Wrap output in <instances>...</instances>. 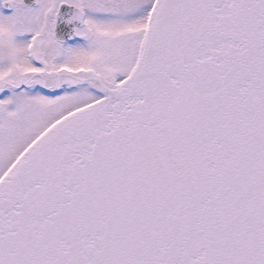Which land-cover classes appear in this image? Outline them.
I'll return each instance as SVG.
<instances>
[{
  "label": "water",
  "instance_id": "95a60500",
  "mask_svg": "<svg viewBox=\"0 0 264 264\" xmlns=\"http://www.w3.org/2000/svg\"><path fill=\"white\" fill-rule=\"evenodd\" d=\"M0 264H264V0H157L132 74L1 180Z\"/></svg>",
  "mask_w": 264,
  "mask_h": 264
},
{
  "label": "rangeland",
  "instance_id": "374dc122",
  "mask_svg": "<svg viewBox=\"0 0 264 264\" xmlns=\"http://www.w3.org/2000/svg\"><path fill=\"white\" fill-rule=\"evenodd\" d=\"M90 1L92 20L101 9L107 10L109 16L101 15L98 18V26L95 27L98 33L73 48L70 62L92 63L97 60L96 64L90 65L101 73V84L114 82L111 77L116 73L121 80L130 73L134 65L135 49L143 42L144 25L151 0H103L100 5L97 0ZM24 24L26 28L31 25L28 21H24ZM15 44L12 41V45ZM17 52L16 58L13 53L7 52L15 60L5 58L0 53V77L9 75L10 71L14 73L13 80L6 78L12 84L7 86L10 91L7 89L0 97V172L30 139L53 120L105 94L101 87L66 88L67 90L53 97L46 96L39 89L12 90L13 85L21 81L18 70L23 71L27 66L21 58L24 54L21 56L22 52Z\"/></svg>",
  "mask_w": 264,
  "mask_h": 264
},
{
  "label": "flooded vegetation",
  "instance_id": "af4514ba",
  "mask_svg": "<svg viewBox=\"0 0 264 264\" xmlns=\"http://www.w3.org/2000/svg\"><path fill=\"white\" fill-rule=\"evenodd\" d=\"M102 1L97 0L99 5ZM90 2V0H0V21L2 22L0 24V53L5 58L11 57L13 60L17 57V50L21 51L22 53L19 54L21 56L24 54L21 58L27 65L23 71L18 70L21 74V81L13 85L12 90L39 89L46 96L53 97L67 90L66 88L97 89L101 87L103 93L106 94L108 89L116 86L115 82L120 80V77L116 76L117 73L111 77L114 82L100 83L103 79L101 73L90 65L96 64L97 60L92 63L90 61L70 62L73 48L89 36L98 33L95 29L98 26V18L101 15L109 16L107 10L101 9V12L95 14L92 20V2ZM24 21L31 24L29 28L24 26ZM12 41L16 44L12 45ZM2 47L13 53L14 58L12 55H7L8 51ZM13 74V71H10L9 75L0 77V97L11 84V81L6 78L13 80ZM12 160L4 167L0 175L5 172Z\"/></svg>",
  "mask_w": 264,
  "mask_h": 264
}]
</instances>
